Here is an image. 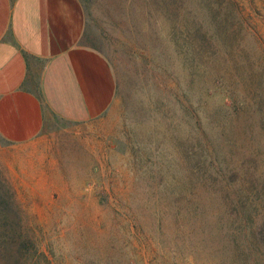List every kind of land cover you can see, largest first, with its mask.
I'll list each match as a JSON object with an SVG mask.
<instances>
[{
  "label": "rangeland",
  "instance_id": "rangeland-1",
  "mask_svg": "<svg viewBox=\"0 0 264 264\" xmlns=\"http://www.w3.org/2000/svg\"><path fill=\"white\" fill-rule=\"evenodd\" d=\"M115 97L0 140V264H264V0H91Z\"/></svg>",
  "mask_w": 264,
  "mask_h": 264
},
{
  "label": "crops",
  "instance_id": "crops-1",
  "mask_svg": "<svg viewBox=\"0 0 264 264\" xmlns=\"http://www.w3.org/2000/svg\"><path fill=\"white\" fill-rule=\"evenodd\" d=\"M90 2L0 0L1 141L31 143L110 108L115 79L91 43Z\"/></svg>",
  "mask_w": 264,
  "mask_h": 264
}]
</instances>
